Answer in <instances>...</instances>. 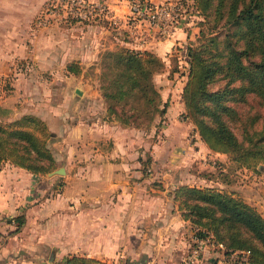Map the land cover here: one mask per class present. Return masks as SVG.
<instances>
[{
    "label": "crops",
    "instance_id": "0c3cea01",
    "mask_svg": "<svg viewBox=\"0 0 264 264\" xmlns=\"http://www.w3.org/2000/svg\"><path fill=\"white\" fill-rule=\"evenodd\" d=\"M104 1L120 19L118 31L107 24L87 23L80 28L86 39L71 43L66 50L71 55L65 54L66 57L54 56L48 48L38 52L37 41H0V63L10 62L13 69L20 61L30 63L27 71L14 73L11 84L19 96L27 98L29 88L36 86L33 81L40 77H59L63 70L58 71V61L63 60L64 65L74 57L82 61L94 59L100 48L117 45L150 50L168 59L175 42L187 36L181 25H174L168 34H162L154 26L146 28L145 20L127 22L124 16L128 0ZM44 2L0 0V33L4 35V31L10 32L11 25L17 26L19 15H31L32 24H36ZM23 21L24 28L29 21ZM51 42L54 41L46 43L47 46L53 45ZM65 42L68 41H61L59 46L66 49ZM21 49L26 54L22 57L16 55ZM36 90L41 101L34 99L31 105H26L23 98L14 116L32 112L40 114L49 126L55 125L58 130L55 136L61 144L67 143L55 155L65 160L63 182L51 187L49 182L40 183L29 170L0 161V264H57L72 255L93 257L109 264H180L194 236L191 223L183 219L173 199V188L186 182V176L190 175L188 170L176 166L179 159L174 160V155L180 147L164 151L163 144L151 138L153 129L144 136L143 129L103 119L102 111L93 110L86 117L79 114L69 123L63 104L56 100L53 104L45 102L42 96L45 92L39 86ZM169 92L173 94L165 114L172 120L179 110L173 96L176 91L164 88L160 94L165 98ZM179 103L181 112L184 104ZM162 130L169 134L164 146L169 148L167 142L176 138L181 147L186 146L184 153L177 152L183 156L182 160L192 158L193 154L198 156L208 148L194 134L198 143L194 145L195 151L187 150V138L181 139L183 131L173 134L170 124ZM146 152L151 156L148 157L151 168H155L156 162L164 164L160 172L162 184H153V176L160 173L153 175L148 168V175L145 172L142 162ZM167 176L172 177L167 180ZM17 216H23L18 228ZM209 251H204L197 264H232L220 252Z\"/></svg>",
    "mask_w": 264,
    "mask_h": 264
},
{
    "label": "trees",
    "instance_id": "16d2710c",
    "mask_svg": "<svg viewBox=\"0 0 264 264\" xmlns=\"http://www.w3.org/2000/svg\"><path fill=\"white\" fill-rule=\"evenodd\" d=\"M193 6L204 16L213 12L215 18H222L233 29L223 39L213 34L187 48L189 69L182 89L184 115L192 119L208 148L229 152L241 162H248L249 157L264 162L261 145L258 151L242 153L241 141L228 122V117L237 111L225 101L228 94L234 99L255 94L264 104V0H193ZM230 36L236 37L235 42L241 40L243 46L236 48ZM105 56L108 61L101 77L106 83L101 88L106 120L139 128L146 119L151 122L155 115L166 112L167 104L160 106L161 95L152 79L163 66L160 56L129 47L109 49ZM253 56L258 57L252 59ZM217 79H225L224 84L209 89L208 84ZM47 126L46 121L30 113L0 121V161L34 174L50 171L54 156L47 143L52 135ZM142 163L150 171V159ZM173 199L183 219L191 223L195 236L209 235L213 242L224 245L225 252L248 250L249 264H264V217L244 199L212 186L188 183L173 188ZM16 220L18 228L23 216ZM59 263L109 264L82 255L66 256Z\"/></svg>",
    "mask_w": 264,
    "mask_h": 264
},
{
    "label": "rangeland",
    "instance_id": "374dc122",
    "mask_svg": "<svg viewBox=\"0 0 264 264\" xmlns=\"http://www.w3.org/2000/svg\"><path fill=\"white\" fill-rule=\"evenodd\" d=\"M98 1H100V5L108 7L107 9L109 11L105 12L104 10H97V12L90 15V18L88 19H74V21L60 20L57 24L56 22H53L45 27L32 24L33 17H31V15H19L22 24L19 21V26L11 25L10 32L4 31V35L0 33V36H2L0 37V41H37L35 49L38 52H41L44 48H48V52L54 56L57 54H63L62 56L66 57L68 55L65 54H69L66 50L70 49L71 43H77L76 41L81 42L82 39H86L85 37L87 35L83 36L84 30L82 31L80 28L87 25V23L96 22L98 24H107L112 26L115 32L118 31L117 25L119 24L115 22H119L120 19L107 2H103L104 0ZM150 1L154 3L166 2L165 0ZM93 2L97 3L96 1ZM130 3L131 0H128V11L124 16V19L127 22L139 20V18L135 17L131 12ZM180 5L179 17L177 18L175 25H181L186 29L187 36L183 40L175 42L168 59L161 57L163 66L159 71L154 72L152 77L156 86L155 88L159 93L161 90H164V88H171L176 91L173 96H175V105L179 110H177L176 115H174L172 120H169L165 113L162 115L157 114L151 122L146 119L139 128L143 129L144 136L153 129L154 132L151 138L155 143L158 142L160 145L163 144L164 151H171L173 148L172 146H174L176 148L180 147L178 150H182L181 152L184 153L186 146L182 145L181 147L180 144H178V138L171 140L169 143L167 142V145L170 146L169 148L164 146V142L169 134H165L162 129L170 124L173 134L179 135L183 131L184 134H182L181 139L187 138V142H185L188 143L187 150L195 151L194 145L198 144L196 143L197 137L195 136L198 134L197 127L189 116L184 115V113H186L185 108L180 112L181 104L179 103V101L183 102L182 89L186 82L189 69L187 48L189 46L200 44L202 41H205L209 35L216 34L218 38L223 39L225 35L232 31L233 27L229 23H224L225 21L222 18H215L213 12H210L206 16L197 13L193 6V0H182ZM110 17H112V19H110ZM23 19L29 21L28 25L24 28ZM146 23L148 24V22ZM55 25H57V30H54ZM147 26L145 27H150L149 24ZM42 27L45 28V30L40 29ZM89 33L93 34V32ZM230 38L232 39V44L236 48H241L243 46L241 40L235 42V36H230ZM43 41H48V43H44ZM50 41H54L51 42L53 45L47 46ZM61 41H68L64 43V45L67 46L66 49L59 46ZM80 45V43L77 44V47ZM122 47L127 46L117 45L113 48H100L96 56H94V59L87 58L85 61L75 57L64 62V65L63 60L58 61L56 67L58 71L63 70V73L60 71L59 77L57 78L43 76L36 81H33V84L36 83V86L29 88L30 92L27 98H24L25 96H19L20 93L14 91L15 87L12 86L11 83L14 79V73L19 70H22V72L27 71L30 67V63L22 60L23 62L20 61L16 63L17 65H15L14 69L10 66V62H8V65L7 63H0L3 65L0 67V121H11L20 118L26 113L33 114L46 121L40 114L32 112H22V114L14 116L20 103L24 101V99H26V105H31L34 99H40L38 98L40 93L36 90L37 86L41 87V92H45V94H42L45 102L47 101L53 104L57 101L63 104L62 107L65 113L68 114L67 119L69 123H71L73 119H77L79 114L86 117L87 113L92 112L93 110L102 111V113H104L103 119L106 120V103L104 92L101 88L106 83L101 77V71L108 61L105 56V51L109 49L115 50ZM25 49L27 50V48ZM57 50L59 53H57ZM22 52H24V49L19 50V53L16 55H20L21 57L26 55ZM257 57L258 56H253L251 58L257 59ZM68 67H72L73 70L69 71ZM224 82L225 79L214 80L208 84V88L211 90L217 89L221 87ZM76 88H78L80 92H77ZM62 89H64L65 92H61ZM172 94V92H169L168 97L165 98L161 96L160 106H162L163 103H166L168 106L170 104V95ZM230 95L231 94H228L226 96L225 101L236 108L237 114L228 117V122L241 141L242 153L247 154L248 151L260 150L261 147L259 145L264 147V104L255 94H247L245 98L240 99L231 98ZM50 111L52 112V110ZM90 114L91 113H89V115ZM47 125L48 131L52 133L47 140V143L53 153L54 161L49 164L48 169H51L50 171L36 174L35 177L40 179V183L49 182L51 187H53L54 185L63 182L61 178L64 173H56L54 170L57 167L63 166L62 164L65 160H63V158L58 159L55 155L57 152L63 150L62 147L67 146V143H64L63 145L59 142L58 138L55 136L58 130L54 124L49 126L47 123ZM70 146L71 145L68 144L69 148ZM257 146L259 147L257 148ZM161 149L160 151L162 153L163 151ZM178 150L174 155L176 158L174 160L179 159V164L176 166L177 168L183 167L185 170H188V173L190 174L186 176V182L184 183L199 184V186L208 185L224 192L233 193L256 208L264 217L263 161L254 157H249L248 162H241L242 160H236L233 158L234 155L229 152L214 151L210 148H204L198 156L193 154L194 156H192V158L182 160L183 156H180V154L177 153ZM143 157L144 159H147L151 156L146 152ZM151 165L152 163L150 164V172H152L153 175L160 173L164 166V164L157 162L156 165L153 163V167L155 168H151ZM145 172L148 175L146 170ZM51 176L52 178H49ZM153 177V181L162 184L163 176H161V173ZM171 177L172 176H167L166 178L169 180ZM169 186L170 184H168V187ZM57 190H59V188ZM54 193H56V191ZM210 252L213 251L210 250L209 253Z\"/></svg>",
    "mask_w": 264,
    "mask_h": 264
},
{
    "label": "built area",
    "instance_id": "2783aa9c",
    "mask_svg": "<svg viewBox=\"0 0 264 264\" xmlns=\"http://www.w3.org/2000/svg\"><path fill=\"white\" fill-rule=\"evenodd\" d=\"M165 1L166 2L154 3L150 0H131L130 10L139 20H145L149 25L154 26L160 33L168 34L171 27L177 22L181 5L178 0ZM100 4L98 0H46L41 12L35 19V23L38 26L45 27L53 22L57 24L60 20L88 19L90 15L95 14L97 10L109 11L107 9L108 7ZM110 19H112V17H110ZM205 250H212L216 253L220 252L222 257L232 264H249L247 261L248 250H229L225 252L226 249L224 245L222 243L213 242L209 235L201 237L194 235L193 243L184 254L180 264H197L202 258Z\"/></svg>",
    "mask_w": 264,
    "mask_h": 264
},
{
    "label": "water",
    "instance_id": "95a60500",
    "mask_svg": "<svg viewBox=\"0 0 264 264\" xmlns=\"http://www.w3.org/2000/svg\"><path fill=\"white\" fill-rule=\"evenodd\" d=\"M76 91L77 92H80V90L78 88H76ZM56 173H64V170H63V167L60 166V167H57L55 170H54ZM50 174V173H49ZM132 264H140L139 262H134Z\"/></svg>",
    "mask_w": 264,
    "mask_h": 264
}]
</instances>
